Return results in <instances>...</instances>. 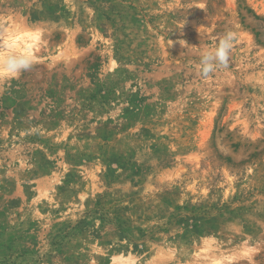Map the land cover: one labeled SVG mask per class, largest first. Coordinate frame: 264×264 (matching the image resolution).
I'll return each instance as SVG.
<instances>
[{
    "label": "rangeland",
    "instance_id": "rangeland-1",
    "mask_svg": "<svg viewBox=\"0 0 264 264\" xmlns=\"http://www.w3.org/2000/svg\"><path fill=\"white\" fill-rule=\"evenodd\" d=\"M5 41L0 264H264V0H0Z\"/></svg>",
    "mask_w": 264,
    "mask_h": 264
},
{
    "label": "clouds",
    "instance_id": "clouds-1",
    "mask_svg": "<svg viewBox=\"0 0 264 264\" xmlns=\"http://www.w3.org/2000/svg\"><path fill=\"white\" fill-rule=\"evenodd\" d=\"M238 34L233 31H226L219 39L215 47L206 48L201 51L197 68L202 76L207 78L218 69L229 67L230 52ZM179 43L183 47H188L186 42ZM5 49H10L11 44L7 41L0 45ZM33 57L30 52L3 51L0 52V76L14 78L20 73L32 67Z\"/></svg>",
    "mask_w": 264,
    "mask_h": 264
},
{
    "label": "bare ground",
    "instance_id": "bare-ground-1",
    "mask_svg": "<svg viewBox=\"0 0 264 264\" xmlns=\"http://www.w3.org/2000/svg\"><path fill=\"white\" fill-rule=\"evenodd\" d=\"M26 51H30V44H27L26 47L24 48Z\"/></svg>",
    "mask_w": 264,
    "mask_h": 264
}]
</instances>
